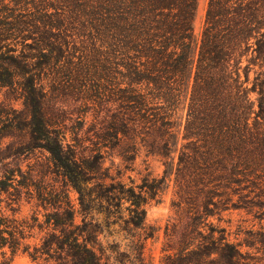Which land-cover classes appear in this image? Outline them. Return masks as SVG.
I'll use <instances>...</instances> for the list:
<instances>
[{
	"label": "trees",
	"instance_id": "16d2710c",
	"mask_svg": "<svg viewBox=\"0 0 264 264\" xmlns=\"http://www.w3.org/2000/svg\"><path fill=\"white\" fill-rule=\"evenodd\" d=\"M199 2L0 0L4 256L146 264L155 230L145 206L173 183L178 216L161 264H264L210 220L264 205V72L249 86L251 66L264 65V0H209L198 42ZM45 79L62 90L50 93ZM72 93L90 112H80L68 141L60 130ZM11 95L22 111L7 103ZM139 148L164 160L162 176L124 183L103 169L104 153L120 150L130 162ZM36 152L47 161L30 170L35 192H9L5 180ZM48 174L62 178L60 191L37 184ZM23 202L34 207L29 217H21Z\"/></svg>",
	"mask_w": 264,
	"mask_h": 264
},
{
	"label": "rangeland",
	"instance_id": "374dc122",
	"mask_svg": "<svg viewBox=\"0 0 264 264\" xmlns=\"http://www.w3.org/2000/svg\"><path fill=\"white\" fill-rule=\"evenodd\" d=\"M209 0H200L198 6V12L194 24L195 34L197 41L199 42L202 28L204 25L206 9ZM7 5V3H6ZM13 7V4H11ZM32 43V41H28ZM21 48V47H20ZM247 64V61H244V65ZM264 72V65L260 67L251 66V71L249 73V86H252L254 78L257 74ZM48 75L52 74L50 71H46ZM65 80V79H64ZM60 80H46L43 81V85L47 91H52L56 89L62 90V84H59ZM6 91H4L0 97V101H4L6 98ZM57 92H59L57 94ZM54 96L58 97L61 94L60 90L57 91ZM70 92H73L70 90ZM52 95V94H51ZM53 96V95H52ZM60 96V95H59ZM60 98V97H59ZM57 100H60V99ZM78 96L73 94L71 98H66L68 100L66 105L62 107L68 120L66 121V127L61 132L67 133V140H72L73 132L79 128V123L77 121L82 120V114L85 112H90L88 107H83L80 109V103H77L75 99ZM251 100L255 103L257 107V98L256 93L250 95ZM11 104V107L14 110L22 111L24 109L23 101L16 99L12 96L7 101ZM81 113L80 112H83ZM71 131V132H70ZM7 143V141H6ZM134 160L125 161L121 155L120 150L110 151L104 153L105 161L103 163V169L108 170L110 177L115 178L117 181H122L124 183H130L133 180L136 184L141 183V179L147 175L151 177H160L164 173V160L159 156L147 155L146 151L143 148L134 154ZM27 156H30L29 159H26ZM46 154L36 152V154L24 155L20 159L22 173H16V177L12 181H7L9 192H35L28 187V184H31L30 180V170L39 171L42 169V166H45ZM41 175V174H40ZM37 184L42 185L44 192H52V188H57V192L63 186L62 178L56 176L55 174L47 175L45 179L36 180ZM36 183V182H35ZM2 187H0V192H3ZM69 192H74L69 190ZM72 198L75 199V194L72 193ZM176 200V190L174 184L171 183L170 187L155 201L149 202L145 206L146 210V226L150 229L155 230V237L150 239L145 244L144 257L146 264H161V261L165 255L164 247L167 241L166 239V228L172 226L177 219V211L173 206L174 201ZM264 203V198H262ZM6 206V205H4ZM15 209L18 208L17 205L14 206ZM34 207L32 205L23 202L21 209V217H29L33 214ZM11 214V211H7ZM215 226L224 228L227 231L228 238L231 242L240 246L242 252L249 253L251 256L255 257L257 261L264 259V205L256 206L248 210H231L221 214V218L214 217L210 219ZM0 264H47L44 262H34L28 256L23 254H18L12 258L11 253L8 251L4 256L3 252L0 251Z\"/></svg>",
	"mask_w": 264,
	"mask_h": 264
}]
</instances>
